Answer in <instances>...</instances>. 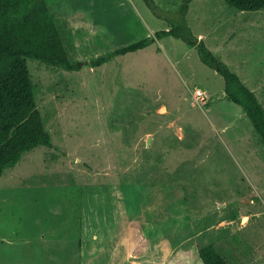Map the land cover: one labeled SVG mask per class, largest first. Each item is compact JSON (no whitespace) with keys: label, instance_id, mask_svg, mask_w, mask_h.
I'll return each mask as SVG.
<instances>
[{"label":"rangeland","instance_id":"1","mask_svg":"<svg viewBox=\"0 0 264 264\" xmlns=\"http://www.w3.org/2000/svg\"><path fill=\"white\" fill-rule=\"evenodd\" d=\"M47 1L83 67L27 59L53 146L24 153L0 178V264H200L197 250L208 244L230 264H264V146L198 49L165 36L85 65L179 24L264 106V8L241 11L226 0H152L154 8L145 0ZM195 89L206 104L194 100ZM165 185L187 198L170 223L182 234L176 249L168 239L153 244L160 225L148 193Z\"/></svg>","mask_w":264,"mask_h":264},{"label":"trees","instance_id":"2","mask_svg":"<svg viewBox=\"0 0 264 264\" xmlns=\"http://www.w3.org/2000/svg\"><path fill=\"white\" fill-rule=\"evenodd\" d=\"M145 2L154 8L152 0ZM226 2L241 11L264 8V0ZM155 14L159 15L157 8ZM171 27L170 30L158 31L154 36L85 62V65L97 67L110 59L148 48L155 38H181L189 46H195L201 60L224 78L226 98L242 106L260 134L264 146V106L256 92L216 56L203 39L199 40L194 36L190 28L182 33L179 24ZM29 58L71 71L83 67L82 62L71 59L62 31L47 0H0V178L7 169L17 165L24 153L39 146H53L51 133L37 106L34 80L27 62ZM181 190L179 186L165 185L161 193H148L152 219L161 226L155 233L157 238L153 244L168 239L173 248L179 247L182 234L172 230L170 223L186 207L187 198ZM143 229L147 236H151L149 221L143 223ZM198 252L203 264H230L215 244L200 247Z\"/></svg>","mask_w":264,"mask_h":264},{"label":"built area","instance_id":"3","mask_svg":"<svg viewBox=\"0 0 264 264\" xmlns=\"http://www.w3.org/2000/svg\"><path fill=\"white\" fill-rule=\"evenodd\" d=\"M193 98L196 102H201L206 104V94L204 91H202L201 89H195L194 94H193Z\"/></svg>","mask_w":264,"mask_h":264},{"label":"crops","instance_id":"4","mask_svg":"<svg viewBox=\"0 0 264 264\" xmlns=\"http://www.w3.org/2000/svg\"><path fill=\"white\" fill-rule=\"evenodd\" d=\"M244 217H249L248 215H244ZM167 240V239H166ZM198 251V250H197ZM198 255V260H199V263L200 264H203V261L201 260L200 256H199V253L197 254Z\"/></svg>","mask_w":264,"mask_h":264},{"label":"bare ground","instance_id":"5","mask_svg":"<svg viewBox=\"0 0 264 264\" xmlns=\"http://www.w3.org/2000/svg\"><path fill=\"white\" fill-rule=\"evenodd\" d=\"M243 221H244V222H247V221H248V217H244V218H243Z\"/></svg>","mask_w":264,"mask_h":264}]
</instances>
